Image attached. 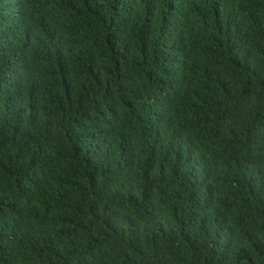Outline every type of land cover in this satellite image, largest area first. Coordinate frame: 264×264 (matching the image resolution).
Returning <instances> with one entry per match:
<instances>
[{
	"label": "trees",
	"instance_id": "1",
	"mask_svg": "<svg viewBox=\"0 0 264 264\" xmlns=\"http://www.w3.org/2000/svg\"><path fill=\"white\" fill-rule=\"evenodd\" d=\"M0 264H264V0H0Z\"/></svg>",
	"mask_w": 264,
	"mask_h": 264
}]
</instances>
